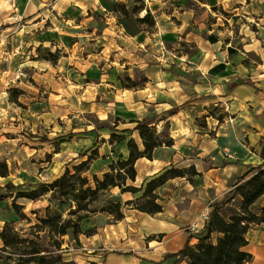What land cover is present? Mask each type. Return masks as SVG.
<instances>
[{
	"label": "rangeland",
	"instance_id": "374dc122",
	"mask_svg": "<svg viewBox=\"0 0 264 264\" xmlns=\"http://www.w3.org/2000/svg\"><path fill=\"white\" fill-rule=\"evenodd\" d=\"M148 10L155 16L154 25L140 21ZM263 69L264 0H0V160L10 170L8 176L0 174V232L8 220L21 232H31L30 226L39 222L33 210L41 216L46 213L47 199L17 198L13 195L18 190L51 182L67 166L72 169L82 162L79 158L91 148L101 154L117 147L118 155L131 137L142 144L139 132L133 130L124 133L127 139L122 144L109 139L112 132L133 129V120L147 118L155 121L158 132L164 130L173 139L172 145L157 149L161 160L154 167L163 166L170 157L180 160L201 152L206 154L201 157L205 166H233L201 177L192 165L183 167L186 160L167 165L158 173L170 167L186 172L156 190L165 213L144 220L130 216L118 231L114 230L118 221L102 207L117 197L124 211L135 205H125L116 187L94 203L97 210L83 220L84 233L78 240L71 233L63 236L64 257L77 264H104L107 255L115 252L123 264H131L127 255L146 259L163 244L178 249L184 233L199 230L194 224L208 210V203L227 196L243 169H236L242 161L239 154L249 153L252 164L255 146L264 147V135L258 141L254 131L242 130L248 119L235 118L238 112L229 99L215 103L205 98L216 96L215 86L220 89L228 81L263 89L255 81ZM128 76L137 87L121 83L120 78L128 84ZM187 83L200 92L189 100L179 94L190 90L191 86H184ZM139 89L151 93L149 106L148 95L137 97ZM13 93L18 95L15 101ZM254 108L251 99L244 112ZM262 116L264 112L255 117ZM220 128L226 147H218L219 160L212 155L213 138ZM150 164L145 157L137 169L147 174ZM102 165L98 160L92 167L97 171ZM87 174L92 177L91 171ZM155 174L141 175L133 184L145 187ZM8 182L17 186L12 193ZM143 189L132 199L137 204L146 201L141 198ZM14 201L23 205L21 212L32 222L15 211ZM237 202L238 198L233 201ZM89 229L95 233L87 235ZM1 246L0 240V251ZM2 256L0 264H16L6 257L8 253Z\"/></svg>",
	"mask_w": 264,
	"mask_h": 264
},
{
	"label": "trees",
	"instance_id": "16d2710c",
	"mask_svg": "<svg viewBox=\"0 0 264 264\" xmlns=\"http://www.w3.org/2000/svg\"><path fill=\"white\" fill-rule=\"evenodd\" d=\"M121 7L128 13L125 5ZM140 21L156 24L155 16L150 10L140 17ZM120 79L126 87H137V83L130 76L127 78L128 84H125L124 79ZM13 91L17 92L16 89ZM17 97L16 93L11 94V100L15 101ZM217 118L223 121V116ZM133 122L136 123L133 129L125 128L122 134L112 132L109 141L112 144L121 143L127 139L124 133L133 130L139 132L142 144L134 137L129 138L126 142L128 155L120 154L118 159L109 164L102 176L92 173L90 177L87 174L92 161L99 154L98 150H93L86 160L75 164L72 169L67 166L65 171L51 182L39 183L28 191L18 190L13 195L34 201L45 198L48 205L45 206L46 213L43 216L38 210H33L39 222L30 226L31 232H21L16 228L14 221L5 222L0 232L2 242L0 260L3 258L2 253H8L6 257L13 259L16 264H77L75 261L65 259L63 236L71 233L73 238L78 240L80 234L84 233L83 220L97 210L93 208L94 203L115 187H120L121 192L133 193L144 188L141 198H146L145 202L137 204V200H128L125 205L134 204L133 208L149 214L163 211L164 205L161 202L163 198L156 190L171 178L185 176L186 168L170 167L151 177L145 187L134 185L138 173L137 160L143 157L152 159L157 148L163 144L172 145L173 139L168 138L164 130L158 132L152 119H137ZM190 168L195 174H199L194 165ZM0 174L2 176L10 174L6 161L0 160ZM7 187L12 193L17 186L8 182ZM263 195L264 166H252L244 174L236 177L226 197L211 204L209 219L205 224L206 234L199 237L194 244L188 240L171 256H178V261L185 260L186 264H245L251 261L253 255L247 250L249 230L264 223V207L256 211L253 205ZM237 198L238 202L234 204L233 201ZM123 206L124 203L117 197L110 200L102 210L119 221L125 217ZM13 207L21 214L22 219L32 222L27 214L21 212L22 204L14 201ZM226 210H229V213H226ZM65 213L67 216H64ZM85 233L92 235L95 230L89 229Z\"/></svg>",
	"mask_w": 264,
	"mask_h": 264
},
{
	"label": "crops",
	"instance_id": "0c3cea01",
	"mask_svg": "<svg viewBox=\"0 0 264 264\" xmlns=\"http://www.w3.org/2000/svg\"><path fill=\"white\" fill-rule=\"evenodd\" d=\"M255 81L257 82V85L260 87L262 86L263 89H258L256 87L252 86L251 84L244 83V82L239 83V82H234V81H228V82L223 83L224 84L223 86L219 85L220 89H218V86H215L213 93H215L217 95L211 96V97L206 96L205 100H209L210 102L218 103V102L225 101V99H229L230 103L233 105V108L236 107V109H237L236 112H234V111L233 112L234 113L238 112V115H235V118H238L240 116L243 117L242 115H245L246 118L248 119V120L244 119L246 121L247 125L242 127V130L247 131V132L251 131V130L254 131V134H255L254 138L259 141L261 139V137L264 135V116L260 117V119L256 118L255 116L257 113L259 114V113L264 112V85H263L264 84V69L259 74V76L257 78H255ZM178 83H180V85L182 87L181 82H178ZM197 85H199V84H197ZM184 86H191V87H189L191 91L185 89V90H183V92L179 93V94H183L184 96H186V98H185L186 100L191 99L192 94H194L195 92H198L196 90L198 88L195 85H192L191 83H187ZM145 89H147V88H145ZM145 89L137 90L136 91L138 94L137 97H140V96L143 97V95L145 97L146 95H148L149 100H146L145 103L149 106V104H151L150 101H153L152 100L153 98L150 97L152 95H150L151 93H149V92L142 94L141 91H144ZM204 91H205L204 93H207L206 90H204ZM198 93H200V92H198ZM210 93L211 92H208V94H210ZM202 95L204 96L205 94H202ZM251 99H253V101L255 103V108L251 111H248V113H245L244 112L245 104L247 101H249ZM192 103H195V102L193 101ZM156 105H158V104H156ZM240 108H241V111H239ZM217 136L218 137L213 138V140H215L216 142L213 143L214 155H212V156H213V158L220 160L221 159V155H220L221 149L218 150V147H224L225 146V144H223V142H222L221 128L217 132ZM227 140H230V139H227ZM104 142H106V141H104ZM122 143L123 142H121L119 144H122ZM116 145H118V144H116ZM233 145L236 148H238V145H236V144H233ZM125 146H126V148H124L122 150V152L119 151L118 155L115 152V149L118 150L117 147H115V149L112 148L111 151L101 152V154L99 153V156L92 161L90 171L92 173H96L98 175H101L103 172H105L108 169L109 164L113 160L117 159V157H119L120 154H123L125 156L128 155L127 145L125 144ZM201 148H202V150H205L204 146H202V145H201ZM94 149L95 148H91V151H93ZM157 149L155 150L154 158L152 160L149 159V162L151 164H150L148 170L145 171V172H147V174L146 173L141 174L140 170L138 169L136 181L134 183H138L141 175L142 176L153 175L155 173H158L162 169H164L167 165L176 164L178 161L182 162L181 160H183V162L185 160L188 161V162H186L187 164H184L183 167L196 165L197 171L199 172L198 175L201 177L202 176L204 177L205 175H207L212 170H222V169L227 170L233 166V164H231V163H226L224 165L212 164V166L211 165L205 166L204 161L201 160L202 159L201 157H203V155H206V154H205V152H201V153H198L196 155V157H186V158L182 157L180 160H176L175 156L173 158L170 157V158L166 159L165 164L163 166L156 168V167H154L155 166L154 164L158 163L161 160L160 155L157 153ZM91 151L85 152L84 155H82L79 159L82 161H83V159L85 160V158H87L91 154ZM207 151H209V150H207ZM112 154H115L116 156H111ZM234 154L235 153L232 152V154H230V157H233ZM248 154L249 153H247L246 156H244V157H241L240 156L241 154H239L238 159H242V161L239 163V165L236 166V169H237V167H242L243 169L240 170V173L236 174L237 176L244 174L252 166H258V165L264 166V147L261 148V150H259L258 147L255 146L254 156L256 157V160L252 164L248 162L250 160L248 158V157H250V156H248ZM144 158L145 157L138 159L136 162V165H138L139 162H142ZM98 160H102V164H103L101 167L102 169L95 171L92 166ZM196 160L201 162L200 165L196 162ZM189 161H191V162H189ZM199 166H201V167H199ZM159 188H161V187H159ZM115 189H116V187L113 188L112 190L115 191ZM120 194H121V198L123 199L124 202H126L128 200L135 199V197H136V193H132L130 191H127V192H121L120 191ZM212 203L213 202L208 203V205H207L208 210H210V208H211L210 206ZM262 207H264V195L261 196L255 202V204L253 205V209L256 211H259ZM164 211H165V206L163 207V211H160L156 214H149L147 212L140 211L137 208H127V210L124 211L125 217L122 220H119L116 224H114V230L118 231L121 227L120 225H122V223H124V220L130 216L135 217V219H137V220H144V219L149 218V217L154 218L158 214H163V213H165ZM205 224H204V222H201V224H199V228H198L199 230L197 232H192L191 234L189 232L184 233V235L182 236V239H183L182 245L178 249H172L169 246V244H168V246L163 244L160 246L161 248L153 254L152 257H147L146 259H144L143 257L137 256V254H130V255H127V257L130 258L131 264H186L185 260L182 262H179L178 256H171V254L178 252L185 245V243L188 240H190L191 244L196 243L199 240V237L206 234ZM107 229L109 232L111 231L109 227H107ZM118 235H122V234L119 233ZM248 239H249V244L247 246V250L250 253H252L253 258L251 261H249L245 264H264V223L256 225L253 228H251L249 230V233H248ZM122 261H123V258L121 257V255L113 252V253H109L107 255V258L105 259L104 264H123Z\"/></svg>",
	"mask_w": 264,
	"mask_h": 264
},
{
	"label": "built area",
	"instance_id": "2783aa9c",
	"mask_svg": "<svg viewBox=\"0 0 264 264\" xmlns=\"http://www.w3.org/2000/svg\"><path fill=\"white\" fill-rule=\"evenodd\" d=\"M209 219V211H205L200 215V218L195 222L194 227L197 228L199 227V222H204V224L207 222V220Z\"/></svg>",
	"mask_w": 264,
	"mask_h": 264
}]
</instances>
